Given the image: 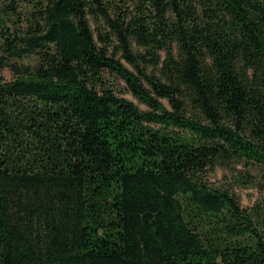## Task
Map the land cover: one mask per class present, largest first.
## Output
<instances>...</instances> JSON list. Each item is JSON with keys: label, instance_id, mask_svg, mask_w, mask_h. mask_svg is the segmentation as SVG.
Instances as JSON below:
<instances>
[{"label": "trees", "instance_id": "16d2710c", "mask_svg": "<svg viewBox=\"0 0 264 264\" xmlns=\"http://www.w3.org/2000/svg\"><path fill=\"white\" fill-rule=\"evenodd\" d=\"M216 160L264 192V0H0V264H264Z\"/></svg>", "mask_w": 264, "mask_h": 264}, {"label": "rangeland", "instance_id": "374dc122", "mask_svg": "<svg viewBox=\"0 0 264 264\" xmlns=\"http://www.w3.org/2000/svg\"><path fill=\"white\" fill-rule=\"evenodd\" d=\"M120 54L118 53L117 56ZM124 65L133 70L131 66L127 65L123 60ZM151 68L146 70L148 74ZM135 73L136 71L133 70ZM6 77H9L7 71L4 72ZM137 74V73H136ZM114 85V90L117 95L122 96L131 102H133L141 110H146L147 106L140 102L133 94L128 91L125 83L122 80L116 79L114 77H109ZM143 84L147 86L146 80L142 77ZM165 106L168 107L166 100H161ZM249 172L254 181L250 184L243 183L240 179V175ZM207 180L210 184L214 186H219L229 189L238 199L242 207L250 208L253 204L264 197V192L259 189L255 184L259 179V170L256 166L243 167L241 164H234L230 162H223L221 160H216L215 163L207 171Z\"/></svg>", "mask_w": 264, "mask_h": 264}]
</instances>
